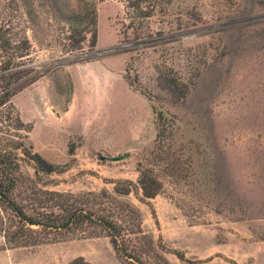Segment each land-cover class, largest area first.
<instances>
[{"label": "rangeland", "instance_id": "obj_1", "mask_svg": "<svg viewBox=\"0 0 264 264\" xmlns=\"http://www.w3.org/2000/svg\"><path fill=\"white\" fill-rule=\"evenodd\" d=\"M129 1L149 10L154 0H0V25L29 48L18 67L29 73L18 74L11 96L31 126L23 140L59 165L39 173L38 187L79 195L130 181L120 199L172 264L181 255L194 264H264V0H155L141 17ZM93 4L90 48L84 17ZM72 12L80 22L66 20ZM81 36L83 48L67 51ZM171 78L185 96L169 91ZM152 106L174 122L161 153ZM142 169L163 185L146 200ZM27 186L17 189L25 200ZM78 256L124 264L104 235L6 248L0 234V264Z\"/></svg>", "mask_w": 264, "mask_h": 264}, {"label": "trees", "instance_id": "obj_2", "mask_svg": "<svg viewBox=\"0 0 264 264\" xmlns=\"http://www.w3.org/2000/svg\"><path fill=\"white\" fill-rule=\"evenodd\" d=\"M155 2L154 0L149 10H144L143 8L147 7L142 8L140 1H129V6L136 11L137 16H150L157 4H154ZM91 10H83L82 15L86 12V28L87 32L91 33L89 46L93 48L97 34L94 4ZM80 15L81 13L72 12L66 20L70 23L80 22ZM7 35L8 29L0 25V234L3 236L4 247L59 242L84 235H104L108 237L117 258L124 264H172L155 248L152 238L142 232L139 211L131 203L120 199L131 192L130 181H127L124 187L116 183L112 192L103 188L79 195L38 187L39 173H52L58 170L59 165L48 162L34 151L32 145L23 140L31 126L26 125L15 113L11 96L21 83L17 84L18 74L26 71L23 68L18 70V67L21 65V58L28 54L29 48L26 39L15 42ZM84 40L83 36L72 40L67 46V51L82 49ZM30 78L22 83L32 82L33 79ZM166 80L170 92L173 93L177 89L181 96H185L184 84L173 78ZM152 109L156 127L154 148L161 153L165 143L170 145L168 141L174 122L162 110H156L153 106ZM3 121L6 122V127H3ZM23 131L26 133L23 134ZM24 166L31 167L33 173L23 170ZM139 172L138 184L142 193L140 199L155 197L163 186L156 172L149 169ZM27 184L29 192L24 195L27 197L25 200L19 191L17 194V189L20 185ZM24 201L26 203H23ZM90 229L92 232H89ZM141 238L145 244L138 241ZM178 258L181 260L179 264H194L183 255ZM67 264L92 263L78 256Z\"/></svg>", "mask_w": 264, "mask_h": 264}]
</instances>
